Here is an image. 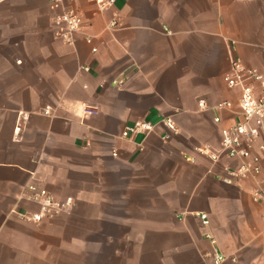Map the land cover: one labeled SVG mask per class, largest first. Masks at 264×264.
I'll list each match as a JSON object with an SVG mask.
<instances>
[{
	"label": "crops",
	"instance_id": "obj_1",
	"mask_svg": "<svg viewBox=\"0 0 264 264\" xmlns=\"http://www.w3.org/2000/svg\"><path fill=\"white\" fill-rule=\"evenodd\" d=\"M68 10L83 19L71 43L52 23ZM232 58L264 73V0H115L104 12L89 0H0V264H213L215 253L264 264L254 184H225L236 163L197 152L218 151L220 127L234 124L198 107L237 112L239 91L223 80ZM138 122L153 131L123 138ZM28 186L73 207L24 222L17 214L38 210Z\"/></svg>",
	"mask_w": 264,
	"mask_h": 264
},
{
	"label": "built area",
	"instance_id": "obj_2",
	"mask_svg": "<svg viewBox=\"0 0 264 264\" xmlns=\"http://www.w3.org/2000/svg\"><path fill=\"white\" fill-rule=\"evenodd\" d=\"M57 7L63 0H51ZM94 3L98 10L108 11L114 6L115 0H89ZM55 27V37L71 43L75 33L81 31L83 19L77 10H68L52 19ZM116 26L115 21L109 22V28ZM86 44L91 45L90 37L85 39ZM91 52L95 53L96 48L92 47ZM84 72L89 68L84 67ZM224 83L229 90L239 91L237 100V112L230 101H223L214 107L208 108L203 100L198 102V107L202 110H213L216 116L213 118L215 125H220L221 113H232L234 124L220 127V148L212 152L208 147L198 148L197 152L208 157L214 162H218L221 156H225L230 161L236 163L234 167L226 168V177L222 181L227 185L239 184L241 182H251L254 184L250 189V199L253 204L264 208V172L261 166V154L264 153V143H260L262 132L264 131V73H259L254 69L245 68L238 59H231L230 73L224 77ZM124 76L112 80L111 85L120 89L125 85ZM96 112L89 108L82 109L83 117L94 115ZM44 114H49V108L44 110ZM164 126L169 134H176L175 124L170 120H164ZM154 126L149 123H135L127 128L123 133V138L133 135L151 133ZM168 140L166 134L163 138ZM256 148L258 154L252 153ZM115 156V154H113ZM27 200L34 204L38 210L35 213H20L18 217L27 223L39 224L44 220L54 219L64 213H68L73 207V200L67 198L57 200L51 193L37 189L34 186L27 187ZM204 226L208 225L205 215H199ZM264 222V215L262 216ZM212 244L215 241L211 240ZM213 264H222L225 257L219 253L213 255Z\"/></svg>",
	"mask_w": 264,
	"mask_h": 264
},
{
	"label": "rangeland",
	"instance_id": "obj_3",
	"mask_svg": "<svg viewBox=\"0 0 264 264\" xmlns=\"http://www.w3.org/2000/svg\"><path fill=\"white\" fill-rule=\"evenodd\" d=\"M54 196V195H53Z\"/></svg>",
	"mask_w": 264,
	"mask_h": 264
}]
</instances>
